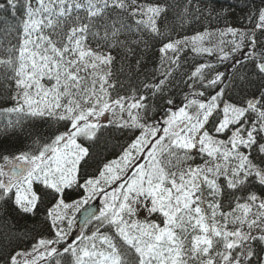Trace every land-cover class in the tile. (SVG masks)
<instances>
[{"label":"snow or ice","instance_id":"obj_1","mask_svg":"<svg viewBox=\"0 0 264 264\" xmlns=\"http://www.w3.org/2000/svg\"><path fill=\"white\" fill-rule=\"evenodd\" d=\"M190 5L0 0V264H264V0Z\"/></svg>","mask_w":264,"mask_h":264},{"label":"trees","instance_id":"obj_2","mask_svg":"<svg viewBox=\"0 0 264 264\" xmlns=\"http://www.w3.org/2000/svg\"><path fill=\"white\" fill-rule=\"evenodd\" d=\"M173 2L184 5L188 0H169V3ZM248 3L249 0H191L190 11L195 18L186 25L184 32L190 35L197 31H203L205 29L211 30L220 27L236 26L243 28L247 25V20L245 18L248 14V7H246ZM5 122L6 118L0 116V132L3 131V124ZM0 139H2V137H0ZM10 143L15 147H22L30 143V141H28L25 136L21 135L18 139L11 140ZM117 143L115 139H112L106 151L103 150V145L97 151L105 158H114L112 156L113 151L118 152L119 150L118 147H116ZM0 217H2V214H0ZM13 225L19 228V234H22L25 228L31 229L34 227V221L33 218L25 219L23 215H17L15 212L11 213L7 218V222L4 218H0V241L6 243L4 234L6 230ZM16 234L15 232L11 233V235Z\"/></svg>","mask_w":264,"mask_h":264},{"label":"rangeland","instance_id":"obj_3","mask_svg":"<svg viewBox=\"0 0 264 264\" xmlns=\"http://www.w3.org/2000/svg\"><path fill=\"white\" fill-rule=\"evenodd\" d=\"M230 27L240 28V27H236V26H230ZM224 28H225V27H220V28L211 29V30H209V31L217 32L218 30H222V29H224Z\"/></svg>","mask_w":264,"mask_h":264},{"label":"water","instance_id":"obj_4","mask_svg":"<svg viewBox=\"0 0 264 264\" xmlns=\"http://www.w3.org/2000/svg\"><path fill=\"white\" fill-rule=\"evenodd\" d=\"M97 206H98V205H97ZM79 227H80V225L78 224V225H77V229H78Z\"/></svg>","mask_w":264,"mask_h":264}]
</instances>
